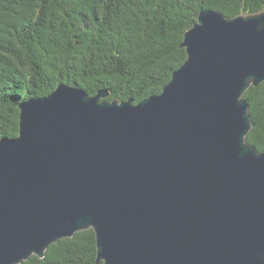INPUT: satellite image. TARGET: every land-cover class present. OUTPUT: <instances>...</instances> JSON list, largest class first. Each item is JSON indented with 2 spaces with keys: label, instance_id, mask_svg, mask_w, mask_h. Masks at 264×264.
Wrapping results in <instances>:
<instances>
[{
  "label": "water",
  "instance_id": "1",
  "mask_svg": "<svg viewBox=\"0 0 264 264\" xmlns=\"http://www.w3.org/2000/svg\"><path fill=\"white\" fill-rule=\"evenodd\" d=\"M158 94L61 83L0 137V264L92 229L95 263L264 264V150L243 93L264 81V8L202 9Z\"/></svg>",
  "mask_w": 264,
  "mask_h": 264
},
{
  "label": "trees",
  "instance_id": "2",
  "mask_svg": "<svg viewBox=\"0 0 264 264\" xmlns=\"http://www.w3.org/2000/svg\"><path fill=\"white\" fill-rule=\"evenodd\" d=\"M206 8L232 17L263 9L264 0H0V137L18 135V103L61 83L134 104L160 93L186 59L185 30ZM243 98L252 121L246 140L263 151L264 81ZM44 254L20 264H104L95 263L92 229Z\"/></svg>",
  "mask_w": 264,
  "mask_h": 264
},
{
  "label": "rangeland",
  "instance_id": "3",
  "mask_svg": "<svg viewBox=\"0 0 264 264\" xmlns=\"http://www.w3.org/2000/svg\"><path fill=\"white\" fill-rule=\"evenodd\" d=\"M39 258V257H38Z\"/></svg>",
  "mask_w": 264,
  "mask_h": 264
}]
</instances>
